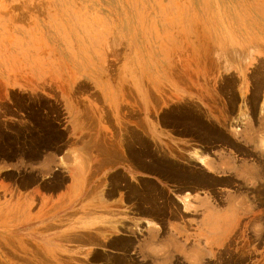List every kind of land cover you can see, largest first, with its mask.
Masks as SVG:
<instances>
[{
    "label": "rangeland",
    "instance_id": "rangeland-1",
    "mask_svg": "<svg viewBox=\"0 0 264 264\" xmlns=\"http://www.w3.org/2000/svg\"><path fill=\"white\" fill-rule=\"evenodd\" d=\"M183 262L264 264V0H0V264Z\"/></svg>",
    "mask_w": 264,
    "mask_h": 264
},
{
    "label": "crops",
    "instance_id": "crops-1",
    "mask_svg": "<svg viewBox=\"0 0 264 264\" xmlns=\"http://www.w3.org/2000/svg\"><path fill=\"white\" fill-rule=\"evenodd\" d=\"M86 141H81V140H75V139H71L69 141V143L67 144V146L62 149V153H60L61 156H63L65 159H69L72 156L73 152L79 153V154H83V155H90L93 154L94 151L92 150V148L90 146H88V144H86ZM49 159L54 160L53 156H49ZM94 161H102V160H95V158L91 159V163H92V168L93 166H95V163H93ZM56 163H58V160H55ZM104 162V161H103ZM103 168L106 167V163H103L102 165ZM116 168L122 169L123 171L127 172L128 175H130V173H128V171L126 170L125 166L122 164H117ZM137 172V171H136ZM88 186H92V188H90L93 191L92 194V198L94 197L97 201V204L100 206V191L102 190V187L100 186H96V184L90 183ZM87 189V185L84 186L81 190V194L84 190ZM70 188L65 187L63 190L61 191H69ZM167 193L171 194V190H169V188L166 190ZM195 193V191L189 193L191 195H193ZM187 194L186 189H182L180 193L175 194V197L177 198L181 208H183V202L182 199L185 198ZM114 197H113V202L116 203L118 202V194L117 192L113 193ZM60 196L61 194L59 193V190H57L53 195H52V199H56V200H60ZM154 201V200H153ZM104 202H103V206H104ZM77 216L75 215H68L67 218H76ZM58 218H64L63 215H59L56 217L55 220H58ZM88 218H85V220ZM187 218H153V220H155L156 222L159 223H163L164 227L166 228L163 232L161 236H158V239H160L156 244L158 245H162V244H166L169 242V240L171 238H189L190 240H192L193 238H196L198 236V232L196 231L197 228V224H198V220H186ZM196 219H200V218H196ZM75 221L73 220L71 223L73 224ZM77 222H79V220H77ZM147 222H153L152 220H143V226L147 227L149 224H147ZM206 225H207V230H205V233L207 234L206 236L208 238H218V221L217 218H214L211 214L207 215L206 218ZM230 221L228 220H224L221 222V231L220 234H223L224 232H226L230 226ZM156 224V223H154ZM171 224H173L175 226V228L177 229V232L172 233L171 231L168 230V228L171 226ZM75 227V226H74ZM73 227V228H74ZM105 228V227H104ZM148 228H150V226H148ZM67 233L71 234L68 235V237H71L73 239H78L81 238V236L83 235L86 240H79V244H81L82 246H86L88 244H92V236H94L95 238L98 239V241H100V243L102 242H107V244L105 245V247H107L108 249H114V248H118L117 246L119 244H121V248L123 247H129V240H127L128 238H130V236H132L131 233L126 232V231H117V232H108L106 235H102L101 232V227L100 226H92V227H88V228H74L73 230H67ZM154 230L150 231L147 233H145V235L137 237L136 240L134 242H132V246H136L137 250H139L143 245H147L148 242H144V238L148 239V237H150L149 234H154ZM179 234V235H178ZM221 237V236H220ZM122 240V241H121ZM194 242L191 241L190 244H188V247L191 248L193 246ZM155 245V244H154ZM99 248V246H98ZM104 250L106 251L107 249L104 248ZM108 253V252H107ZM182 264H191L188 262H183Z\"/></svg>",
    "mask_w": 264,
    "mask_h": 264
}]
</instances>
